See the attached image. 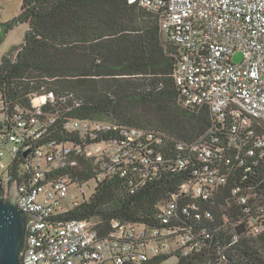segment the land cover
<instances>
[{
  "label": "built area",
  "instance_id": "obj_1",
  "mask_svg": "<svg viewBox=\"0 0 264 264\" xmlns=\"http://www.w3.org/2000/svg\"><path fill=\"white\" fill-rule=\"evenodd\" d=\"M128 2L158 16L160 32L177 51L172 77L179 103L206 107L212 125L197 140L168 148L171 137L159 131L76 118L63 120L75 141L39 143L59 118L50 109L53 93H32L28 110L11 107L0 91L4 197L16 180L17 207L38 217L28 225L23 264H141L190 258L208 244L215 259L191 257L190 264H226L227 250L242 236L264 240V0ZM235 52L243 56L238 63ZM80 160H90L97 176L73 178L69 169ZM181 172L188 175L156 204L157 226L112 220L102 233L94 220L59 217L87 200L104 177L125 178L134 192ZM89 182L94 188L86 199ZM71 186L81 199L68 201Z\"/></svg>",
  "mask_w": 264,
  "mask_h": 264
},
{
  "label": "trees",
  "instance_id": "obj_2",
  "mask_svg": "<svg viewBox=\"0 0 264 264\" xmlns=\"http://www.w3.org/2000/svg\"><path fill=\"white\" fill-rule=\"evenodd\" d=\"M21 23L28 25L21 48L14 58L3 55L0 59V91L11 107L28 110L32 93H53L56 102L50 109L59 118L39 143L48 139L57 143L75 141L64 130L63 120L76 118L159 131L171 137L168 148L177 141L197 140L212 125L206 107L191 109L180 105L172 77L176 48L160 32L158 16L138 3L22 0L19 13L1 23L2 33ZM41 48L44 50L40 53L37 49ZM36 61L48 67L46 71L64 70L69 65L87 71L56 78L34 77ZM73 75V79L65 78ZM79 165L77 170L69 169L73 178L89 180L97 174L90 160H80ZM187 175L164 174L134 192H130L125 178L104 177L87 200L59 217L94 220L102 233L109 230L112 220L157 226L156 204ZM228 190L229 186H225L223 194L227 195ZM227 251L226 264H264L262 238L242 236ZM168 257H155L141 264H158ZM191 257L209 262L216 255L208 244L205 251ZM191 257H180L174 264H190Z\"/></svg>",
  "mask_w": 264,
  "mask_h": 264
},
{
  "label": "rangeland",
  "instance_id": "obj_3",
  "mask_svg": "<svg viewBox=\"0 0 264 264\" xmlns=\"http://www.w3.org/2000/svg\"><path fill=\"white\" fill-rule=\"evenodd\" d=\"M22 0H0V59L3 55H8L11 58H14L17 50L21 48L22 43L24 41V35L25 32L28 29V25L26 23H21L18 25H15L14 27L10 28L5 34L2 33V22H6L10 19H12L14 16H16L20 11V5ZM44 48L37 49L38 52H42ZM37 55L38 53L35 52ZM242 54L240 52H235L232 55V61L235 63H238L242 60ZM71 62V61H70ZM41 62L35 63V68L32 71V75L34 77H40V78H56L59 77V75H72V74H79V73H85L87 70L80 67V69H75V65H69V68L64 70L52 69L51 71H46L44 64H39ZM73 63V62H72ZM81 65V64H79ZM87 77V76H86ZM65 78L73 79V76H66ZM74 81V80H73ZM94 188V182H89L87 185L83 186V189L85 191V197L86 199L91 194L92 190ZM75 198L81 199V196L77 192L74 186H71L69 189L68 194V201L71 202ZM176 257H168L162 261H160L158 264H174L176 262Z\"/></svg>",
  "mask_w": 264,
  "mask_h": 264
},
{
  "label": "water",
  "instance_id": "obj_4",
  "mask_svg": "<svg viewBox=\"0 0 264 264\" xmlns=\"http://www.w3.org/2000/svg\"><path fill=\"white\" fill-rule=\"evenodd\" d=\"M16 180L10 185L7 197L0 179V264H23V253L28 225L38 217L17 207L20 196L16 188Z\"/></svg>",
  "mask_w": 264,
  "mask_h": 264
}]
</instances>
